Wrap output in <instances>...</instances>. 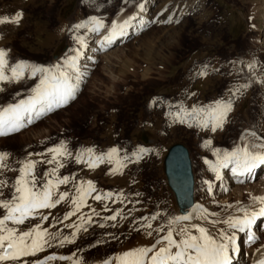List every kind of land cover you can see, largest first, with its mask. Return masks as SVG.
Listing matches in <instances>:
<instances>
[{"label": "rangeland", "instance_id": "1", "mask_svg": "<svg viewBox=\"0 0 264 264\" xmlns=\"http://www.w3.org/2000/svg\"><path fill=\"white\" fill-rule=\"evenodd\" d=\"M138 11L142 28L97 50ZM34 96L65 101L5 129ZM0 126V264L106 257L118 236L171 225L174 143L189 151L194 205L230 229L223 196L262 194L261 168L215 191L227 155L264 151V0H0ZM246 229L234 251L245 259L264 237Z\"/></svg>", "mask_w": 264, "mask_h": 264}, {"label": "bare ground", "instance_id": "2", "mask_svg": "<svg viewBox=\"0 0 264 264\" xmlns=\"http://www.w3.org/2000/svg\"><path fill=\"white\" fill-rule=\"evenodd\" d=\"M143 12L138 11L135 17L126 19L124 23H121L123 20L117 19L114 25L107 31L108 37L97 50L109 48L115 41L118 43L120 39L122 40V38L127 37L130 32H137L138 29L142 28L145 24ZM97 29H92L91 33L95 34ZM118 38L119 40H117ZM87 40L85 39L83 44H81L82 47L80 46V49L77 50L78 54L82 53L81 48L86 50V47L90 46L89 43H86ZM97 56L96 51H91L88 60H94ZM82 64L83 66H88V63ZM36 97L39 98V96H34L32 100L34 98L35 100L32 103L28 102L27 105L30 104L28 107L26 105L25 109L20 111L21 113H18V111V114H15L16 116L12 121H6L5 129L15 128L26 121L29 122L37 117L39 118L55 105H60L65 101L63 99L53 100L50 97H46L42 101L41 97L40 100H36ZM242 156V159L237 160L227 155L222 160V168H225L228 164H231V167L229 173H226L224 176L221 189L215 192H218V194L220 192L223 193L224 190H227L229 186L235 183H238L236 185H246L240 183L244 176L247 179L248 176L257 170L256 168L264 170V158L262 159L264 151L252 152L250 150V153H242ZM243 181L245 182V180ZM257 181L255 186L257 185L256 187L262 190V194L256 197L254 196L255 194L251 193L253 195L252 201H246L244 199V192H241L239 189V191L237 190V193L239 192L238 194L240 195L239 198L236 197V193L223 196L222 203L229 204L231 200L234 201L233 207L227 212V222L230 225V229H224L220 224L211 225V222L205 216L207 205L202 203L194 205L193 202L191 206L185 209V213L179 211V215L172 220L171 225L167 223L165 227H159L156 224V229L153 232L145 229L144 231L135 232L126 240H124L125 237L118 236V240L123 242L118 244L119 246L115 247L116 249L112 248L113 250L111 249L112 251L109 256L92 259H76L69 255L49 256L41 264H264V237L258 246L253 245V247L250 243L245 244L243 249L246 252L245 255H247L246 259L242 258V256L238 257L234 255V251L236 252L238 249V238H240L242 227L245 229L247 226L250 227L248 235L246 234L245 236L247 237L246 240L250 238H252L250 241L254 240L255 237L251 236L255 233L264 235V230L260 233L255 228L256 226H254L256 218L263 217L260 221L264 223V175ZM246 190L247 187H245ZM5 202L7 201L5 200ZM31 209H27L23 217H25V214H30ZM16 252L21 254L23 250L19 249Z\"/></svg>", "mask_w": 264, "mask_h": 264}, {"label": "water", "instance_id": "3", "mask_svg": "<svg viewBox=\"0 0 264 264\" xmlns=\"http://www.w3.org/2000/svg\"><path fill=\"white\" fill-rule=\"evenodd\" d=\"M167 184L173 191L181 213L194 202L191 159L187 147L182 143L170 145L163 159Z\"/></svg>", "mask_w": 264, "mask_h": 264}]
</instances>
